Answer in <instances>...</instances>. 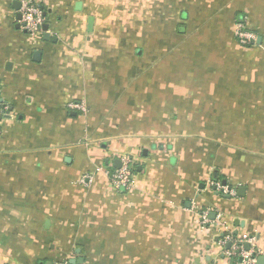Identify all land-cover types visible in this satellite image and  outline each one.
I'll list each match as a JSON object with an SVG mask.
<instances>
[{
	"label": "crops",
	"instance_id": "crops-1",
	"mask_svg": "<svg viewBox=\"0 0 264 264\" xmlns=\"http://www.w3.org/2000/svg\"><path fill=\"white\" fill-rule=\"evenodd\" d=\"M20 1L0 0V264H235L202 211L264 256V0H31L38 35Z\"/></svg>",
	"mask_w": 264,
	"mask_h": 264
},
{
	"label": "built area",
	"instance_id": "built-area-1",
	"mask_svg": "<svg viewBox=\"0 0 264 264\" xmlns=\"http://www.w3.org/2000/svg\"><path fill=\"white\" fill-rule=\"evenodd\" d=\"M21 8L19 13L21 14V21L19 22L22 29L28 35H38L42 32L45 24V16L43 10L31 0H21ZM235 36L243 46L255 45L258 41L256 33L252 32L247 27V20L241 19L237 21L235 26ZM68 107L71 110H78L86 112L85 106L82 103H69ZM133 161L130 158H123L121 160V168L107 171L106 174L111 179L112 185L115 189L120 190L122 188H132L134 186L133 180ZM91 175L84 176L80 184L89 185L93 181ZM211 188L218 193L224 195H234L233 191L222 183H212ZM201 225L203 227H210L214 225L215 228L222 234L220 246L223 253L228 259H236L235 264H257L259 253L255 249L256 238L243 234L240 237H234L233 231L223 222L220 216L216 217L214 221L211 220L209 211H202L200 213ZM229 245V249L225 247ZM249 249H246V246ZM55 264H70L68 260L57 262Z\"/></svg>",
	"mask_w": 264,
	"mask_h": 264
},
{
	"label": "water",
	"instance_id": "water-1",
	"mask_svg": "<svg viewBox=\"0 0 264 264\" xmlns=\"http://www.w3.org/2000/svg\"><path fill=\"white\" fill-rule=\"evenodd\" d=\"M14 8H15V10L18 12L17 13V20L20 22L21 21V14L19 13V11H20V8H21V2H15L14 3ZM19 24V23H18ZM92 26H93V19L91 18L90 19V21H89V29L90 30H92ZM17 28L18 29H20L21 28V26H20V24L19 25H17ZM48 28V27H47ZM45 29H46V27H45ZM47 30V29H46ZM45 39L46 40H50L51 39V35L50 34H46L45 36ZM259 42H260V39H259ZM39 55H40V53H36L35 54V57H39ZM3 101H1V99H0V103H2ZM116 164H118L117 165V167L118 168H121V161H117L116 162ZM224 185H226V183H224ZM227 198H229V196H226ZM246 249L248 250L249 249V246L247 245L246 246ZM70 262V264H80V263H82L81 261H76V260H71V261H69ZM257 264H264V256H260L259 258H258V261H257Z\"/></svg>",
	"mask_w": 264,
	"mask_h": 264
},
{
	"label": "trees",
	"instance_id": "trees-1",
	"mask_svg": "<svg viewBox=\"0 0 264 264\" xmlns=\"http://www.w3.org/2000/svg\"><path fill=\"white\" fill-rule=\"evenodd\" d=\"M218 181V180H217Z\"/></svg>",
	"mask_w": 264,
	"mask_h": 264
}]
</instances>
